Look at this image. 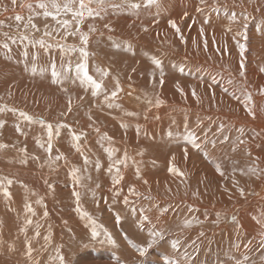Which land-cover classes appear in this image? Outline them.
Here are the masks:
<instances>
[{
	"label": "rangeland",
	"instance_id": "374dc122",
	"mask_svg": "<svg viewBox=\"0 0 264 264\" xmlns=\"http://www.w3.org/2000/svg\"><path fill=\"white\" fill-rule=\"evenodd\" d=\"M23 1L0 0V264H264V0H130L141 4L134 10L74 0L72 11L56 0L51 16L40 0ZM37 50L65 81L86 64L101 90L77 72L61 105L39 104L57 93L43 71L24 68ZM122 81L135 90L122 92ZM38 104L47 114L32 113ZM92 134L110 145L108 163L58 153ZM28 160L62 168L79 195L74 207L57 204L44 227L25 194L26 220L10 234L14 195L27 189L17 165Z\"/></svg>",
	"mask_w": 264,
	"mask_h": 264
},
{
	"label": "bare ground",
	"instance_id": "6f19581e",
	"mask_svg": "<svg viewBox=\"0 0 264 264\" xmlns=\"http://www.w3.org/2000/svg\"><path fill=\"white\" fill-rule=\"evenodd\" d=\"M23 1V0H22ZM24 2V1H23ZM10 3V2H9ZM26 3V2H25ZM15 4V3H14ZM11 5V4H10ZM20 5V4H19ZM26 5V4H25ZM13 6V5H12ZM21 6H23V4L21 5ZM8 9H9V7H7ZM7 8H6V10H7ZM17 9V8H16ZM19 9V8H18ZM22 9V8H21ZM20 9V10H21ZM26 9H28V8H26ZM10 10V9H9ZM15 10V9H14ZM16 11V10H15ZM29 11V10H28ZM38 11V10H37ZM37 11H35V12H37ZM43 11V10H42ZM4 12H5V10H4ZM17 12V11H16ZM7 13V12H6ZM10 13H11V11H10ZM9 13V14H10ZM14 13V12H13ZM19 13V12H18ZM24 13V12H23ZM8 14V15H9ZM16 14V13H15ZM26 14H28V13H26ZM26 14L24 13V15L26 16ZM23 15V16H24ZM39 15V14H38ZM17 16V15H16ZM8 18V17H7ZM6 18V19H7ZM15 18V17H14ZM23 18V17H22ZM3 20H5L4 18H2ZM26 19V18H25ZM28 19V18H27ZM33 19V18H32ZM36 20V19H35ZM20 23H21V20L19 21ZM26 23V22H25ZM38 23V22H37ZM36 23V24H37ZM0 24H2V23H0ZM39 24V23H38ZM30 25V24H29ZM18 26V25H17ZM31 26H32V24H31ZM35 26V25H34ZM40 26V25H39ZM36 27V26H35ZM41 27V26H40ZM37 28H39V27H37ZM40 31H41V29H40ZM11 32V31H10ZM12 33H14V32H12ZM10 34V33H9ZM51 35V34H50ZM29 36V35H28ZM34 36V35H33ZM36 38V37H35ZM48 38V37H47ZM60 38V37H59ZM41 39H43V38H41ZM49 39V38H48ZM55 40H57V39H55ZM47 41V40H46ZM54 41V40H53ZM51 42H52V40H51ZM58 42V41H57ZM58 44V43H57ZM36 53L38 54V60H34L33 62H32V64H27V67H25V65H24V68H26L27 70L26 71H28L29 73H31L30 71H33V69H35V71H33V73H37V72H39V71H43V72H41L42 73V75H43V77H45L50 83L51 82H53L52 84H54L53 85V89H52V91L53 92H56L57 94V96H55V98H54V100L53 99H51V97L49 96V97H38V100H36L35 99V101H38L39 102V104H40V101L43 103V105L45 104V105H47L48 103H49V107H50V103H53L52 104V106H57V105H59L60 104V102H57V99H58V101H61L60 99H63L64 97H61L62 96V94L61 93H63L64 91L67 93V94H69V93H71V92H73L74 91V88L76 87V82H78V73L73 69V67L71 66V68L67 71V73H65V75L67 76V78L70 80V81H65L64 79H63V77L64 76H62L61 75V72H63V70H62V68H61V66H59L56 62V64H54V67L53 68H55V70L59 73V75L58 76H54L53 75V68L52 69H50V68H48L47 66V60L50 58V56H47V55H45L43 52H42V50H37L36 51ZM50 54V53H49ZM22 56V55H21ZM20 56V57H21ZM29 56V55H28ZM59 56V55H58ZM21 58H24V59H27V57H25V56H23V57H21ZM57 58V57H56ZM60 58V57H59ZM54 59V58H53ZM56 61V60H55ZM19 62V61H18ZM23 62V61H22ZM51 62V61H50ZM53 62V61H52ZM51 62V63H52ZM19 64H20V62H19ZM49 65H50V63H49ZM10 67V66H9ZM22 67H23V65H22ZM28 68H30V70H28ZM10 70V69H9ZM21 70V69H20ZM5 72V71H4ZM4 72H3V74H4ZM9 72V71H8ZM1 73V72H0ZM6 73H7V71H6ZM5 73V75L7 76V74ZM9 73H11V72H9ZM75 73H77L78 75L76 76L75 75ZM14 74V73H13ZM27 74V73H26ZM102 74V73H101ZM1 75V74H0ZM18 75V74H17ZM21 75V74H20ZM25 75V74H24ZM23 75V76H24ZM5 76V77H6ZM16 76V75H15ZM22 76V77H23ZM26 76V75H25ZM54 76V77H53ZM7 77H9V76H7ZM71 77H72V79H71ZM14 78V77H13ZM66 78V79H67ZM8 79V78H7ZM15 79V78H14ZM24 79V78H23ZM1 82V81H0ZM36 83V82H35ZM115 82H113L112 83V85H109V87L108 88H111L112 86L113 87H115L116 86V84H115V86L113 85ZM44 84H45V82H44ZM43 84V85H44ZM49 84V83H48ZM78 84V83H77ZM57 85H59V86H57ZM112 87V88H113ZM120 90L123 92H126V93H132L134 90H135V88H134V86H133V84H131L130 82H128V81H125V82H121V84H120ZM37 90V89H36ZM69 90H73V91H71V92H69ZM35 91V90H34ZM61 92V93H60ZM44 94V93H43ZM67 94H66V97H67ZM71 96H73V95H71ZM75 96H77V95H75ZM34 97V96H33ZM60 97V98H59ZM80 98H82V97H80ZM105 99H106V97H105ZM32 100H34V99H32ZM53 100V101H52ZM84 100V99H83ZM1 101V100H0ZM3 101H5V100H3ZM86 101V100H85ZM66 102H72V103H76V102H78V100H77V98L76 97H74L72 100H71V98H69V99H66ZM82 102H84V101H82ZM6 103V102H5ZM14 103V102H13ZM55 103V104H54ZM62 103V102H61ZM3 104V103H2ZM12 104V103H11ZM38 104V107H36V108H31L32 110H33V112L32 113H34V115H40L42 112L43 113H46L45 111H43L42 110V108L40 107V105ZM87 104V103H86ZM85 104V105H86ZM26 105V104H25ZM30 105V104H29ZM61 105V104H60ZM14 106H16V105H14ZM27 106V105H26ZM37 106V105H36ZM48 106V105H47ZM25 107V106H24ZM23 107V108H24ZM16 108V107H15ZM28 108V107H27ZM44 108V107H43ZM1 109V108H0ZM25 109V108H24ZM23 109V110H24ZM59 110V109H58ZM62 110V109H61ZM65 112V111H64ZM47 114V113H46ZM33 115V114H32ZM6 116V115H5ZM36 117V116H35ZM41 117H42V115H41ZM43 117H45V118H47L46 116H43ZM66 117V116H65ZM10 120V119H9ZM47 120H50V121H48L49 123H53V120H51V118H49V119H47ZM8 122V121H7ZM61 123V122H60ZM6 127V126H5ZM10 128V127H9ZM11 129V128H10ZM7 130V129H6ZM14 130V129H13ZM12 131V130H11ZM89 134V133H88ZM103 134V133H102ZM13 135V134H12ZM29 135V134H28ZM33 135V134H32ZM87 135V134H86ZM91 135V134H90ZM97 135V134H96ZM101 135V134H100ZM6 136V135H5ZM35 136V135H34ZM34 136H31V137H34ZM15 137V136H14ZM31 137H29L28 136V138H30L31 139ZM103 138L105 137V136H102ZM35 138V137H34ZM33 138V139H34ZM36 138H38L37 136H36ZM54 138V137H53ZM7 139V138H6ZM51 139V138H50ZM49 139V140H50ZM57 139V138H56ZM59 139V138H58ZM34 140H36V139H34ZM52 140V139H51ZM16 141V140H15ZM1 142V141H0ZM30 142V141H29ZM97 143H98V145H97ZM114 143V142H113ZM30 144V143H29ZM32 144V143H31ZM95 144H96V146H95ZM49 145V144H48ZM67 145V144H66ZM65 145V147L63 146V145H61L60 147H57L58 149V153L60 154V155H66L67 154V156H68V161L69 162H72V161H81L82 160V158L81 157H83L84 155L85 156H91L90 154H92V155H94V156H92V158H94V159H96V161H98V163H103V164H106V163H108L109 162V159H108V157H109V152H108V150H110V149H108L109 147H110V145H107V144H105L104 145V143H101L100 142V139H99V137L98 136H93V134H92V136L89 138H85V140L82 142V146L80 145V147H77V148H74L73 149V147L71 148V147H69V151H68V146H66ZM73 145V144H72ZM101 145H104V147H101ZM51 146V145H50ZM100 146V147H99ZM76 147V146H75ZM120 147V146H119ZM106 149H107V151H106ZM53 152V151H52ZM1 153H2V151H1ZM121 154V153H120ZM14 155V154H13ZM16 155H18V154H16ZM95 155H96V157H95ZM19 156V155H18ZM18 156H17V158H18ZM36 156V155H35ZM61 156V157H62ZM120 156V155H119ZM2 157V156H1ZM13 157H15V156H13ZM25 157V156H24ZM23 157V158H24ZM31 157H32V155H31ZM98 157V158H97ZM111 157V156H110ZM21 159H22V157H20ZM114 158H115V156H114ZM9 159V158H8ZM33 159V158H32ZM67 159V158H66ZM10 160V159H9ZM36 160V159H35ZM112 160V159H111ZM20 161H22V160H20ZM114 161V160H113ZM15 162V161H14ZM13 162V163H14ZM35 161H27L26 163H21V164H19V165H17V166H19L18 167V173H19V175H18V178L21 180V182L24 184V185H26L27 186V189H26V191H23V192H20V193H18L17 194V196H15L14 195V202H13V204H12V206L13 207H15V209H16V211H14L13 212V214L14 215H12L11 213H9L7 216L8 217H10L9 218V220H10V223H9V220L7 221V225L5 226V228H4V230L5 231H7L8 233H10V234H13V233H15V232H17L18 231V229L20 228V226H21V223H23L25 220H26V217H23V216H26V212L25 213H22V210H23V208L24 207H26L27 205V203H25L24 202V198H23V196L25 195V194H27V193H29L30 194V197H31V201L29 202V205L30 204H32L38 211H39V213L41 214L42 212V214L43 215H38L40 218L38 219V220H40V223H42L43 225L42 226H46V224H48V221L50 220V217H48V214H49V212H53L52 210L53 209H55V211L58 209V208H56L57 207V204H59L60 206H62L63 205V203H65L64 201H66V203L70 206V208L71 207H74L75 206V204H76V202H77V200H76V193H78V187H77V185H76V183L75 182H77L76 181V179L75 178H70L69 176H68V174L67 173H65V174H67V175H64V173H63V171H61L62 170V168H59V169H61V170H59V171H53L52 172V168H43V169H41L40 168V166H37L35 163H37V162H35ZM68 162V163H69ZM12 163V164H13ZM17 163H19V162H17ZM67 163V162H66ZM95 163H97V162H95ZM9 164V163H8ZM16 164V163H15ZM61 164V163H60ZM64 165H66L65 163H63V166L62 167H64ZM37 166V167H36ZM102 166V165H101ZM5 167V166H4ZM12 168V167H11ZM95 168V167H94ZM15 169V168H14ZM3 170H5V169H3ZM9 170V169H8ZM17 170V169H16ZM100 172V171H99ZM6 174V173H5ZM106 174V173H105ZM103 175V174H102ZM4 176V175H3ZM104 176V175H103ZM102 176V177H103ZM16 179H17V177H15ZM58 182H57V181ZM55 182H57L58 184H53V183H55ZM116 185V184H115ZM108 186V185H107ZM48 187V188H47ZM54 189V192H55V190H56V193H58L57 195H55L54 193V195H51L50 194V192H51V190L50 189ZM23 190H24V188H22ZM123 189V188H122ZM15 192V191H14ZM34 194H32V193ZM13 195V194H12ZM64 196V197H63ZM0 197H1V195H0ZM2 198V197H1ZM39 198V199H38ZM108 198V197H107ZM8 202H10V201H8ZM7 203V202H6ZM11 203V202H10ZM130 203V202H129ZM66 204V205H67ZM58 205V206H59ZM65 206V205H64ZM69 206H67V207H69ZM12 207V208H13ZM63 208V207H62ZM69 209V208H68ZM13 210V209H12ZM75 210V209H74ZM30 211V210H29ZM138 211V210H137ZM8 212H11V211H8ZM64 212H66V211H64ZM120 212V211H119ZM19 213H21V214H19ZM38 213V214H39ZM56 213H58V212H56ZM61 213V212H60ZM68 214V213H67ZM2 215H5V213H2ZM30 215V214H29ZM28 215V216H29ZM33 216H34V213L32 214ZM54 215H55V213H54ZM57 215V214H56ZM32 216V217H33ZM51 216V215H50ZM57 216H59V215H57ZM70 216V215H69ZM21 217V218H20ZM31 217V218H32ZM36 217V216H35ZM35 217H33V219L35 218ZM53 217V216H52ZM3 218V217H2ZM38 218V217H37ZM37 218H36V220H37ZM57 218V217H56ZM72 218V217H71ZM52 219V218H51ZM70 219V218H69ZM69 219H68V221H69ZM74 218H72V220H73ZM63 220V219H62ZM71 220V219H70ZM75 220V219H74ZM32 221V220H31ZM59 221V220H58ZM64 221V220H63ZM70 222V221H69ZM77 222V221H76ZM79 223V222H78ZM80 223H82V222H80ZM3 224V223H2ZM35 224V223H34ZM41 225V224H40ZM28 226V225H27ZM48 227V226H47ZM61 227V226H60ZM73 227V226H72ZM28 228V227H27ZM36 228V227H35ZM54 228V227H53ZM3 229V228H2ZM29 229V228H28ZM46 230V229H45ZM77 230V229H76ZM23 231H25V230H23ZM29 231V230H28ZM41 231H43V230H41ZM56 231V230H55ZM53 232V231H52ZM3 233H4V231H3ZM18 233H20V232H18ZM27 233V232H26ZM30 233V232H29ZM40 233V232H39ZM58 233V232H57ZM41 234V233H40ZM44 234V233H43ZM46 234V233H45ZM44 234V235H45ZM28 235V234H27ZM33 236V235H32ZM31 236V237H32ZM45 236H48V235H45ZM23 237H25V236H23ZM27 238V237H26ZM10 239V238H9ZM12 239V238H11ZM38 239V238H37ZM40 239V238H39ZM26 240V239H25ZM27 241V240H26ZM33 241V240H32ZM40 242V241H39Z\"/></svg>",
	"mask_w": 264,
	"mask_h": 264
},
{
	"label": "snow or ice",
	"instance_id": "6c2138e0",
	"mask_svg": "<svg viewBox=\"0 0 264 264\" xmlns=\"http://www.w3.org/2000/svg\"><path fill=\"white\" fill-rule=\"evenodd\" d=\"M15 2H16V0H13V3H15ZM73 2H74V0H67V2L64 4V9L67 10V11H72V7H71V5H72ZM96 2H97V4H98V6H103L104 3H105V0H96ZM202 2H203V0H202ZM49 3L51 4L52 8L56 9L57 11L60 10V5L56 2V0H48L47 3L45 2V0H40V2H39V7H40L41 9H45V12H44L45 15L51 16V15H53V13H52L51 11H47V8H48V6H49ZM147 3H148L149 5H157V6H159V0H147ZM124 5H128V6H129L131 9H133V10H134V9H138V8L141 7V4H139V3H130V0H122V3H121V4H111L110 6H112V7H122V6H124ZM28 7L31 8L32 6H31V5H28ZM80 7H81V8H84V7H85V5L83 4V0H81V2H80ZM92 11H93L92 9H88V14L91 15V14H92ZM97 14H98V13H97ZM74 15L82 16L83 13L77 11L76 13H74ZM16 19H17V20H21L22 17L19 16V15H17V16H16ZM64 23L67 24L68 22L65 21ZM173 26L175 27V24H174V23H173ZM5 35H7V34H5ZM9 39L11 40L12 43H15V42H16L15 39H12L11 37H9ZM83 40H84V43H87V36H86V35L83 37ZM39 43H40L41 45H43V44H44V41L41 40V41H39ZM2 46H3L5 49H9V50H10V48H9V44H8L7 42H4V43L2 44ZM244 47H245L244 45H241V50H242V51H243ZM81 51H83V49H81ZM84 54H85V56H87V53H86V52H85ZM25 55H27V53H25ZM157 64H159V61H157ZM242 67H243V65H242ZM76 68H77V72H78V73L83 72V77H82V79H84V80H86V82L90 83V84L93 86V88L96 89L97 91L101 90V84H100V83H97L96 80H94L91 76L88 75V73H87V69H86V64H78V65L76 66ZM181 70H183V69H181ZM262 70H264V69H262ZM33 71H35V69H33ZM53 75H54V76H58V75H59V73L55 70V68H53ZM241 75H243V73H241ZM93 94L95 95V94H97V92L94 91ZM111 95H112L113 97H115V96L117 95V93H116L115 91H113V92L111 93ZM106 99H107V97H106ZM249 99H250V96H249ZM0 111H3V109H0ZM20 115L26 117L27 119H32L31 117H27L26 114H25L24 112H21ZM49 133L51 134V125H49ZM170 134H171V133H170ZM74 139H76V140L78 141V140L80 139V137L74 135ZM0 147H2V146H0ZM21 162H24V161H21ZM117 171H118V170H117ZM74 174H75V173H74ZM221 174H222V173H221ZM117 182H118V181H117ZM7 183H8V184H11L12 181H11V180H8ZM5 194H6V195H10V193L7 192V189H5ZM78 195H79V194L77 193V196H78ZM125 203H127V201H125ZM147 219H148V217L145 216V217H144V220H147ZM29 247H30V246H29ZM29 254H30V252H29ZM62 259H63V258H62Z\"/></svg>",
	"mask_w": 264,
	"mask_h": 264
}]
</instances>
